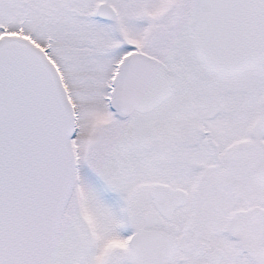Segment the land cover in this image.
<instances>
[{"label":"snow or ice","instance_id":"6c2138e0","mask_svg":"<svg viewBox=\"0 0 264 264\" xmlns=\"http://www.w3.org/2000/svg\"><path fill=\"white\" fill-rule=\"evenodd\" d=\"M0 264H264V0H0Z\"/></svg>","mask_w":264,"mask_h":264}]
</instances>
